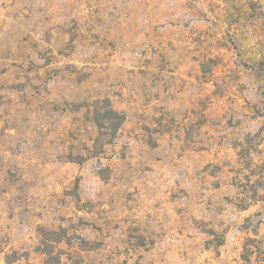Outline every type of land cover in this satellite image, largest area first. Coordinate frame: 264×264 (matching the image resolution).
Masks as SVG:
<instances>
[{
  "label": "rangeland",
  "instance_id": "374dc122",
  "mask_svg": "<svg viewBox=\"0 0 264 264\" xmlns=\"http://www.w3.org/2000/svg\"><path fill=\"white\" fill-rule=\"evenodd\" d=\"M0 264H264V0H0Z\"/></svg>",
  "mask_w": 264,
  "mask_h": 264
},
{
  "label": "trees",
  "instance_id": "16d2710c",
  "mask_svg": "<svg viewBox=\"0 0 264 264\" xmlns=\"http://www.w3.org/2000/svg\"><path fill=\"white\" fill-rule=\"evenodd\" d=\"M123 121H124V118H121V117H120V123H122Z\"/></svg>",
  "mask_w": 264,
  "mask_h": 264
}]
</instances>
